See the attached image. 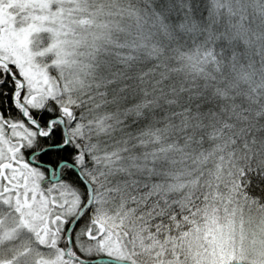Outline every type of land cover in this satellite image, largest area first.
Here are the masks:
<instances>
[{
    "label": "snow or ice",
    "instance_id": "snow-or-ice-1",
    "mask_svg": "<svg viewBox=\"0 0 264 264\" xmlns=\"http://www.w3.org/2000/svg\"><path fill=\"white\" fill-rule=\"evenodd\" d=\"M206 14L0 0V264H247L264 111L213 90L230 53Z\"/></svg>",
    "mask_w": 264,
    "mask_h": 264
},
{
    "label": "clouds",
    "instance_id": "clouds-1",
    "mask_svg": "<svg viewBox=\"0 0 264 264\" xmlns=\"http://www.w3.org/2000/svg\"><path fill=\"white\" fill-rule=\"evenodd\" d=\"M195 22L229 50L226 61L211 65L218 73L213 90L229 114L233 104L264 111V0H207L204 20Z\"/></svg>",
    "mask_w": 264,
    "mask_h": 264
},
{
    "label": "rangeland",
    "instance_id": "rangeland-1",
    "mask_svg": "<svg viewBox=\"0 0 264 264\" xmlns=\"http://www.w3.org/2000/svg\"><path fill=\"white\" fill-rule=\"evenodd\" d=\"M221 207L223 208V205ZM252 208L251 212L245 211V214L241 213L244 212V210L249 209L245 206L243 201L236 208L238 221L242 215L245 224L244 247L247 251V255H245L243 259L247 264H261L262 253H264V210L261 211L257 206ZM245 215L251 217L255 224H251L244 219Z\"/></svg>",
    "mask_w": 264,
    "mask_h": 264
},
{
    "label": "trees",
    "instance_id": "trees-1",
    "mask_svg": "<svg viewBox=\"0 0 264 264\" xmlns=\"http://www.w3.org/2000/svg\"><path fill=\"white\" fill-rule=\"evenodd\" d=\"M245 206L247 207V208H249V209H247V210H244V212H241V213H243V214H245V211H250L251 212V209H253L252 207H254L255 205H253V204H251V203H248V204H245ZM260 209H261V211H263L264 210V208H261V207H259ZM247 216V217H246ZM244 219H246L248 222H250L251 224H255V223H253V219L251 218V217H248V215H245L244 216Z\"/></svg>",
    "mask_w": 264,
    "mask_h": 264
}]
</instances>
